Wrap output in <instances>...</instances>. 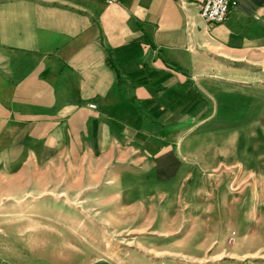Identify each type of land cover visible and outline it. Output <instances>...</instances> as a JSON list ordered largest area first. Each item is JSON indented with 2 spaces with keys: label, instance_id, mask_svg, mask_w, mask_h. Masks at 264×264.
<instances>
[{
  "label": "crops",
  "instance_id": "obj_1",
  "mask_svg": "<svg viewBox=\"0 0 264 264\" xmlns=\"http://www.w3.org/2000/svg\"><path fill=\"white\" fill-rule=\"evenodd\" d=\"M233 1L213 23L192 0H0V177L88 160L130 191L177 199L189 177L204 196L229 162L214 124L261 121V91L218 77L264 61V0Z\"/></svg>",
  "mask_w": 264,
  "mask_h": 264
},
{
  "label": "rangeland",
  "instance_id": "obj_2",
  "mask_svg": "<svg viewBox=\"0 0 264 264\" xmlns=\"http://www.w3.org/2000/svg\"><path fill=\"white\" fill-rule=\"evenodd\" d=\"M254 58L218 77L261 91V121L214 124L229 137L218 144L229 162L210 169L204 196L191 201L189 177L177 199L130 191L111 168L93 175L88 160L84 175L2 176L0 264H264V61Z\"/></svg>",
  "mask_w": 264,
  "mask_h": 264
},
{
  "label": "built area",
  "instance_id": "obj_3",
  "mask_svg": "<svg viewBox=\"0 0 264 264\" xmlns=\"http://www.w3.org/2000/svg\"><path fill=\"white\" fill-rule=\"evenodd\" d=\"M199 9L200 16L208 22H223L230 9L234 6L233 0H192Z\"/></svg>",
  "mask_w": 264,
  "mask_h": 264
}]
</instances>
